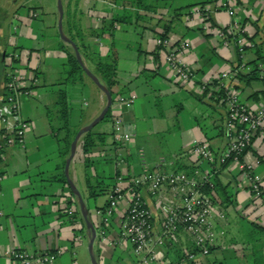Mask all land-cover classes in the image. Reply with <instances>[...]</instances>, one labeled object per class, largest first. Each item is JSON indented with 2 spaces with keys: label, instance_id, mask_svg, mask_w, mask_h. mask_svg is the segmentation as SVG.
Wrapping results in <instances>:
<instances>
[{
  "label": "crops",
  "instance_id": "crops-1",
  "mask_svg": "<svg viewBox=\"0 0 264 264\" xmlns=\"http://www.w3.org/2000/svg\"><path fill=\"white\" fill-rule=\"evenodd\" d=\"M52 1L0 0V99L8 65L5 55L11 46L20 48L21 58L15 69L27 78L33 75L36 79L33 83L27 82L30 93L21 97V115L29 122L24 147L9 145L0 149V175L3 176L0 264H17L11 255L4 253L6 249L31 253L58 251L56 258L47 264H78V254L83 255L84 243L88 244L76 197L70 195L67 184L54 179L61 172V165L64 167L67 155L61 154L64 144L59 140L63 132L58 130L60 122L55 109L49 119L46 108L52 107L58 91L64 88L69 126L77 130L100 112L105 95L89 77L80 83H58L66 54L54 48L59 43L56 40L58 16ZM198 2L210 7L208 20L215 29L237 20L243 31L229 37V44L223 46L221 39L205 29L199 17L192 13ZM217 4L218 0H69L68 23L72 32L79 30L86 43L97 46L103 54L115 56L117 61V84L113 87L110 116L104 121L105 128L93 130L105 133V142L84 153L79 139L69 165V175L96 229L93 250L98 264L124 263L133 255L131 245L119 241L118 234L127 202L133 195L128 189L129 182L142 174L143 163L166 172L192 174L198 170L211 174L215 181L213 204L215 210L223 212L225 220L224 224L216 220V227L223 228L225 242L237 241L234 239L240 228L239 218L264 227V203L252 197L240 168L243 164L249 166L252 174L264 182V121L239 161L221 164L219 158L227 144L228 133L226 108L217 87V84L234 86L241 102L252 109L264 101V60L256 61L259 78L247 80L237 75L247 72L249 65L246 64L255 60L253 44L264 50V0H235L233 16ZM32 11L37 13L36 18H29ZM112 16L119 17L112 23V34L97 36L95 33L108 24ZM12 27L17 28L15 37L8 34ZM160 34H166L173 44H185L182 59L193 73L189 82L179 81L164 61L165 49L155 42ZM234 37H241L245 42L241 55ZM31 49L36 52H26ZM240 64H245L246 68H239ZM221 73L226 76L217 78ZM212 81L214 84L200 89V85ZM86 92L93 100L91 108L84 98ZM128 100H132L130 106H126ZM116 119L130 132L127 141L115 140L113 123ZM198 142L207 144L212 152L211 160L199 159L192 152ZM119 157L122 164H118ZM118 175L123 178L120 185L124 199L109 222L104 223L102 213ZM86 178L100 182L103 192L89 197ZM137 192L158 225L162 212L154 196L147 188ZM101 228L106 231L104 239L98 235ZM218 245L211 253L221 249L232 252V248L225 249L229 245ZM178 246V252L184 257L193 244L180 232ZM184 260L176 264H185ZM82 264L92 263L86 257Z\"/></svg>",
  "mask_w": 264,
  "mask_h": 264
},
{
  "label": "built area",
  "instance_id": "built-area-1",
  "mask_svg": "<svg viewBox=\"0 0 264 264\" xmlns=\"http://www.w3.org/2000/svg\"><path fill=\"white\" fill-rule=\"evenodd\" d=\"M218 7L228 15L235 14V0H218ZM210 7L196 5L192 13L196 14L203 26L208 31L214 32L223 46L229 44V37L241 33L237 20L221 29H215L209 24L208 14ZM155 42L162 46L164 61L169 66L173 75L181 82H189L193 73L190 67L182 59L186 51L185 44H173L166 34H160ZM239 54L243 53L245 42L243 38L236 39ZM239 68H246L240 64ZM14 73H8L1 96L0 124L1 142L3 146L15 145L23 148L25 134L29 128V122L21 115V97L28 95L27 82L33 83L36 79L27 76L14 69ZM226 76L221 73L217 78ZM32 78V79H31ZM210 83H203L200 89H205ZM221 101L226 108V127L228 141L219 158L221 164L229 161H239L251 143L252 137L260 130L264 121V101L255 109L241 102L239 91L230 84L218 85ZM132 100L126 102L130 106ZM114 138L117 141H127L130 132L123 128L119 119L113 123ZM192 152L203 160H211L212 152L207 144L198 142L192 147ZM118 164H122V158H118ZM161 165V164H160ZM157 168H149L143 163L142 174L132 178L129 182V190L133 192L127 202V207L121 221L118 240L128 242L131 245L134 256L141 264H164L169 261L170 255L179 250L178 238L180 232L185 233L197 250L196 253L188 251L185 253L187 262H193L195 255L206 256L211 248L218 245V237L224 233L223 228L217 229L216 220L224 224V215L221 210H215L213 204L214 183L211 174L195 170L192 174L181 172H166ZM251 195L264 203V182L259 176L250 171V167L240 165ZM3 176L0 175V192ZM122 176H117V183L108 194L107 204L102 216L104 223H108L119 202L124 199V192L120 183ZM140 188H147L154 196L155 202L162 212V218L158 225L153 222L150 210L137 192ZM206 188L208 191H206ZM1 217V211H0ZM101 238H105L106 231L101 228L98 232ZM5 254L11 255L17 264H47L51 263L58 253L56 252H28L23 249H6ZM183 260V258H182Z\"/></svg>",
  "mask_w": 264,
  "mask_h": 264
},
{
  "label": "trees",
  "instance_id": "trees-1",
  "mask_svg": "<svg viewBox=\"0 0 264 264\" xmlns=\"http://www.w3.org/2000/svg\"><path fill=\"white\" fill-rule=\"evenodd\" d=\"M138 1V0H134ZM141 1V0H139ZM199 4H203L204 2H198ZM196 4V3H195ZM194 5V4H191ZM189 5V6H191ZM119 17L112 16L108 24H105L102 29H100L97 33V36H101L104 33L112 34V23L114 21H118ZM68 16L65 13L64 16V33L73 40L79 49L80 55L84 62H86L87 67L98 77L100 82L111 92L114 94L113 87L117 84V61L115 56L110 54H103L100 52L97 46L90 45L85 42L84 35L82 32L77 30L75 33L72 32L71 27L69 26ZM59 36V35H58ZM236 37H234V43L236 42ZM253 50L256 54L255 60L249 62L246 65H249V70L245 73H237L240 78H246L247 80L257 79L259 78V71L260 68L256 63L257 60H264V50L261 47H257V45L253 44ZM58 48L63 50L66 54V59L63 64L60 66V75L61 80L58 82L59 84H74L80 83L83 81L85 77V73L83 72L81 66L79 65L78 61L75 58L73 50H68L71 46H67L62 40L58 43ZM72 49V48H71ZM55 109V113L57 116L60 125L58 130L63 132V137L59 140L64 144V150L61 153L64 157L69 153V147L71 140L73 139L76 129H72L69 126V114H68V102H67V95L66 90L64 88L60 89L57 93L56 99L52 104V107L46 108V115L49 119H51L52 111ZM110 116V109L107 111L106 115L101 121L108 120ZM52 130H54L52 128ZM106 139L105 133H96L93 129L89 130L88 132L84 133L80 137V144L81 149L84 153H87L90 148L95 145L103 144ZM241 157V156H240ZM63 165H61V172L55 176V180L62 182L63 184H67L65 176L63 174ZM215 183V181H213ZM85 183L88 188V195L89 197H95L96 195L103 192L104 187L98 181L90 180L89 178L85 179ZM206 191L208 189L206 188ZM70 195L75 198V195L72 194L70 191ZM225 196V195H224ZM260 231H264V227L259 225H255ZM232 252L236 256V258L243 259L247 264H264V248L258 240L256 241H233L232 242ZM211 248L209 253L210 254L214 249ZM191 251L196 253L197 250L195 247H192ZM241 253V254H239ZM184 258V257H182ZM180 262V261H179ZM185 264H190L187 262V259L183 261ZM216 262H213L215 264ZM218 264H224L223 262H218Z\"/></svg>",
  "mask_w": 264,
  "mask_h": 264
},
{
  "label": "rangeland",
  "instance_id": "rangeland-1",
  "mask_svg": "<svg viewBox=\"0 0 264 264\" xmlns=\"http://www.w3.org/2000/svg\"><path fill=\"white\" fill-rule=\"evenodd\" d=\"M53 10L56 12L55 15L58 16V13H57V1L56 0H53ZM68 3H69V0H62V6H63V15L64 14V8H65V13L67 14L68 16V20H69V14H68ZM45 16V14H44ZM37 17V13H35L34 11L30 12L29 13V18H36ZM62 22H63V19H62ZM57 25V23H56ZM65 27V25H64ZM16 30L17 28H14L12 27L11 30H9L10 32H8L9 34V37H15L14 34H16ZM58 31V30H57ZM59 34L56 33V40L58 42H60V37L58 36ZM65 43V42H64ZM67 44V46L69 45L68 43H65ZM70 46V45H69ZM58 46L57 45H54V48H57ZM11 48H12V51H11ZM10 48V51L7 52V54L5 55L6 56V62H7V66L5 68V72H4V81H5V78L7 76L8 73H14L15 72V64H19V61H20V58H21V54H20V48L19 47H15L14 45L11 46ZM19 51H18V50ZM68 50H72L71 48H68ZM29 51L33 53H35L36 51H34L33 49L31 50H28L26 52L29 53ZM30 52V54H31ZM9 60V61H7ZM87 78V77H85ZM4 85V83H3ZM86 96L84 95V98L86 99V101L89 103V106L88 108H91L92 105H93V100H92V97H90L89 94H87V92L85 93ZM73 123L75 122V118L73 117ZM105 128L106 127V122L104 121H100L98 122L92 129L93 130H98L99 128ZM99 201L102 200L101 199H98ZM238 223L240 225V228L238 230V236L234 239V240H237V241H245V240H248V241H256L258 240V242L261 244V245H264V232L263 231H260L258 228H256V226L254 224H252L249 220H246L244 218H239L238 219ZM225 233L221 234L219 237H218V240L217 242L219 243L218 246H222V243L223 244H226V245H229V247L224 248L227 250L228 248H232V244L231 242L232 241H228L225 242V238L224 237ZM228 237V236H227ZM224 241V242H223ZM217 243V244H218ZM85 245L83 246V248H86L85 249H82L81 252H83V255L82 253L79 252L78 254V258H77V262L78 264H82V262L84 261V258L86 259V257L89 259V254H88V249H87V245H86V242L84 243ZM217 246V247H218ZM232 251V249H230ZM182 254L183 253H180V252H173L172 255H170V259L168 262L164 263V264H176L178 261H181L182 260ZM241 254V253H239ZM135 259H134V258ZM185 257V256H184ZM196 258H199V260L197 261ZM195 262H192L193 264H213V262H216L215 264H218V262H223L224 264H247L243 259H238L236 258V256L234 255L233 252H225V250L223 251L222 249L217 252H213V253H210V254H207L206 256L204 257H200L198 255H195ZM197 261V262H196ZM109 264H141L139 263L138 259H136V257L134 256V254L131 256V258L128 256V260H126V262H110Z\"/></svg>",
  "mask_w": 264,
  "mask_h": 264
},
{
  "label": "water",
  "instance_id": "water-1",
  "mask_svg": "<svg viewBox=\"0 0 264 264\" xmlns=\"http://www.w3.org/2000/svg\"><path fill=\"white\" fill-rule=\"evenodd\" d=\"M57 1V13H58V18H57V30H58V34L60 39L65 42L68 43L72 50L73 53L75 55L76 60L78 61L79 65L81 66L83 72L85 73V75L87 77H89L94 84L103 92V94L105 95V104L102 107V109L100 110V112L87 124L79 127L73 137V139L71 140L70 143V147H69V153L65 159L64 162V167H63V174L65 176L67 185L69 187V190L72 192V194L75 195L77 202H78V206H79V211L81 213V216L84 220L86 229H87V235H88V244H87V249H88V254L90 257V261L92 264H98V261L96 259V256L94 254V250H93V243L95 242L96 239V229L95 226L93 224V222L90 219L89 213H88V209L86 207V204L84 202V199L81 195V193L79 192V190L77 189V187L75 186L74 182L72 181L70 175H69V165L70 162L73 158V156L75 155V151H76V147H77V143L78 140L80 139V137L88 132L89 130H91L98 122H100L104 116L106 115L107 111L109 110L111 103H112V94L111 92L100 82V80L98 79V77L85 65L77 44L71 40L65 33L63 30V6H62V0H56Z\"/></svg>",
  "mask_w": 264,
  "mask_h": 264
}]
</instances>
